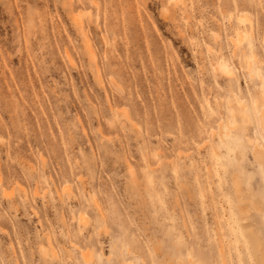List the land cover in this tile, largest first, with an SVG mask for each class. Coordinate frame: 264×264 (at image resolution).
Instances as JSON below:
<instances>
[{
    "label": "rangeland",
    "instance_id": "1",
    "mask_svg": "<svg viewBox=\"0 0 264 264\" xmlns=\"http://www.w3.org/2000/svg\"><path fill=\"white\" fill-rule=\"evenodd\" d=\"M261 112L264 0H0V264H264Z\"/></svg>",
    "mask_w": 264,
    "mask_h": 264
},
{
    "label": "bare ground",
    "instance_id": "2",
    "mask_svg": "<svg viewBox=\"0 0 264 264\" xmlns=\"http://www.w3.org/2000/svg\"><path fill=\"white\" fill-rule=\"evenodd\" d=\"M222 70H224V71H227V67L226 66H221L220 67ZM127 118H128V116H127ZM260 118H261V123H262V125L264 126V112H261L260 113ZM260 152V151H259ZM261 153H262V151H261ZM263 154V153H262Z\"/></svg>",
    "mask_w": 264,
    "mask_h": 264
}]
</instances>
